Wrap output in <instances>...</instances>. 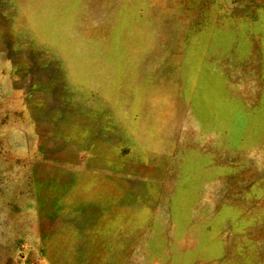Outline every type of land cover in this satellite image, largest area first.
I'll list each match as a JSON object with an SVG mask.
<instances>
[{"label":"rangeland","instance_id":"1","mask_svg":"<svg viewBox=\"0 0 264 264\" xmlns=\"http://www.w3.org/2000/svg\"><path fill=\"white\" fill-rule=\"evenodd\" d=\"M0 0V264H264V0Z\"/></svg>","mask_w":264,"mask_h":264},{"label":"water","instance_id":"2","mask_svg":"<svg viewBox=\"0 0 264 264\" xmlns=\"http://www.w3.org/2000/svg\"><path fill=\"white\" fill-rule=\"evenodd\" d=\"M225 2L227 3V5L229 7H233L234 6V3L232 2V0H225Z\"/></svg>","mask_w":264,"mask_h":264}]
</instances>
